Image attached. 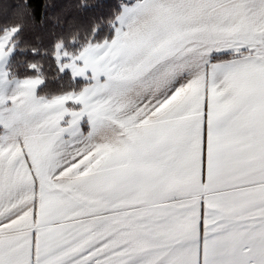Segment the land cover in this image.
Segmentation results:
<instances>
[{"label": "snow or ice", "instance_id": "obj_1", "mask_svg": "<svg viewBox=\"0 0 264 264\" xmlns=\"http://www.w3.org/2000/svg\"><path fill=\"white\" fill-rule=\"evenodd\" d=\"M0 264H264V0H0Z\"/></svg>", "mask_w": 264, "mask_h": 264}]
</instances>
